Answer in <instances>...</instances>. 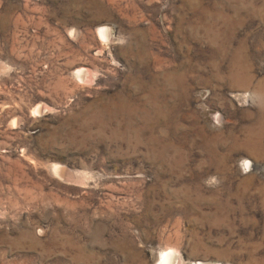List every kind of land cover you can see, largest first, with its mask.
<instances>
[{"label":"rangeland","instance_id":"1","mask_svg":"<svg viewBox=\"0 0 264 264\" xmlns=\"http://www.w3.org/2000/svg\"><path fill=\"white\" fill-rule=\"evenodd\" d=\"M165 252L264 264V0H0V264Z\"/></svg>","mask_w":264,"mask_h":264},{"label":"bare ground","instance_id":"2","mask_svg":"<svg viewBox=\"0 0 264 264\" xmlns=\"http://www.w3.org/2000/svg\"><path fill=\"white\" fill-rule=\"evenodd\" d=\"M99 35L104 40H107L108 38V33H107V30L105 29H100ZM83 73H84L83 70L77 71L78 77L81 78L83 76ZM35 111L37 110L35 109ZM53 172L54 174L60 175V176L62 174V170L59 167H54ZM157 264H178V258L172 252H165L161 255L160 260L157 262Z\"/></svg>","mask_w":264,"mask_h":264}]
</instances>
